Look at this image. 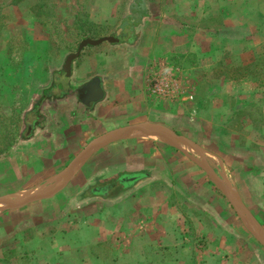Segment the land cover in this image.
<instances>
[{
	"label": "crops",
	"instance_id": "1",
	"mask_svg": "<svg viewBox=\"0 0 264 264\" xmlns=\"http://www.w3.org/2000/svg\"><path fill=\"white\" fill-rule=\"evenodd\" d=\"M99 1L90 20L110 25V2L126 0ZM254 1L129 0L114 39L130 28L132 44H69L21 1L1 13L0 121L14 139L0 155V264H264ZM183 61L217 102L192 103L185 75L174 83ZM99 179L103 196L78 198Z\"/></svg>",
	"mask_w": 264,
	"mask_h": 264
},
{
	"label": "rangeland",
	"instance_id": "2",
	"mask_svg": "<svg viewBox=\"0 0 264 264\" xmlns=\"http://www.w3.org/2000/svg\"><path fill=\"white\" fill-rule=\"evenodd\" d=\"M21 1V5H23V8L26 10H29L30 7H35L37 9L36 11L40 12V19L42 21H51L52 26L55 29V37L57 35H61L63 38L67 39L70 43H72L73 40L85 39L87 38L88 40L94 42V41H101L102 39L105 38H110L112 37L113 41L116 43H123L124 40H127L129 37H134V32H130V28L126 29L129 33V36H126L124 40L122 38L114 39L117 36V31L118 28L123 24L124 20L129 16V14H125L122 16V13L128 11V2L129 0L124 1L122 7L117 5V7L112 8V1L110 2V7L108 8V13L111 14L112 22L110 25H103V23H96L93 20H90L91 17H94L95 15L98 14L97 11H100L99 8V0H0V15L1 13H4L5 10H7L8 6H15L16 2ZM103 3L107 4L108 0H102ZM94 2V5H93ZM142 3H144L142 1ZM145 4V3H144ZM253 8H264V0L261 3L260 1H254L251 3ZM34 9V10H35ZM119 15L118 17L114 18L115 15ZM137 15V14H136ZM121 17V18H120ZM257 19V17H256ZM70 20L69 22H67ZM4 22L3 18L0 16V24ZM137 26V25H136ZM17 54V52L15 53ZM173 66V71H174V83L178 84L180 81V74L185 75L184 77L188 79L187 81V87L189 92L195 93L194 94V100L192 103H197L198 106L206 107L208 104H211V102H217V95H211L212 99H206V94H210L211 90L207 92V89H209V86L212 85V81L202 78L197 77V74L199 71L197 70L198 68H195L196 65L193 64L191 65L189 61H183L182 65H173L174 63L171 62ZM260 66L262 70H264V64L257 65ZM162 67V66H161ZM164 67L169 70V66L164 65ZM258 68V70L260 69ZM226 69V70H225ZM219 69L222 72H227V69ZM172 71V72H173ZM201 73V72H200ZM199 73V74H200ZM211 77V76H210ZM222 100L225 101H220L221 103H229V99L227 98H222ZM189 109L192 110L191 104L188 106ZM195 109V108H194ZM193 109V110H194ZM3 120V119H1ZM237 120V117L234 119V121ZM0 127L2 128L0 131V155L2 154L3 151L8 149L11 146V140L14 139V135H12L9 139V135L13 132L14 133V128L6 130L5 124L3 121H0ZM237 125L234 126L232 129L233 130H238ZM240 134L242 135V130L239 131ZM227 134V132H225ZM103 178V177H102ZM99 179L97 181L98 185H95L97 189H100L103 184ZM98 192V190H96ZM95 194H98V193ZM116 192V191H115ZM116 194V193H115ZM115 194H112L115 196ZM89 195H93L92 192H85L84 194H80L78 198L84 199ZM101 196V195H97ZM77 198V199H78ZM21 258V257H19ZM23 259V258H22ZM19 259V260H22Z\"/></svg>",
	"mask_w": 264,
	"mask_h": 264
},
{
	"label": "water",
	"instance_id": "3",
	"mask_svg": "<svg viewBox=\"0 0 264 264\" xmlns=\"http://www.w3.org/2000/svg\"><path fill=\"white\" fill-rule=\"evenodd\" d=\"M108 41H111V39H107ZM148 135H153V136H166V137H168L169 135H171V136H173L174 134L173 133H171V132H169V133H167V132H158V133H149ZM77 161V159L71 164V167H74L75 166V162ZM74 172H75V167H74ZM64 186V183L61 185V187H63ZM60 187V188H61ZM56 191V190H55ZM55 191H53L50 195H47V194H43V195H40L39 197H30V198H28V199H26V200H24L23 202L24 203H29L31 200H33V199H39V198H48V197H50L51 195H53L54 193H55Z\"/></svg>",
	"mask_w": 264,
	"mask_h": 264
},
{
	"label": "trees",
	"instance_id": "4",
	"mask_svg": "<svg viewBox=\"0 0 264 264\" xmlns=\"http://www.w3.org/2000/svg\"><path fill=\"white\" fill-rule=\"evenodd\" d=\"M141 9H143L142 7H139ZM135 41V37H129L127 38V44H132ZM1 127H0V131H1Z\"/></svg>",
	"mask_w": 264,
	"mask_h": 264
},
{
	"label": "flooded vegetation",
	"instance_id": "5",
	"mask_svg": "<svg viewBox=\"0 0 264 264\" xmlns=\"http://www.w3.org/2000/svg\"><path fill=\"white\" fill-rule=\"evenodd\" d=\"M120 183H121V182H120ZM121 184H122V183H121ZM103 189L106 190V188L103 187L102 189L98 190V192L95 190V191H93L92 193H96V192H97V193H101V195L103 196V194H105V192H104ZM103 192H104V193H103Z\"/></svg>",
	"mask_w": 264,
	"mask_h": 264
},
{
	"label": "bare ground",
	"instance_id": "6",
	"mask_svg": "<svg viewBox=\"0 0 264 264\" xmlns=\"http://www.w3.org/2000/svg\"><path fill=\"white\" fill-rule=\"evenodd\" d=\"M169 143H170L171 145H173L175 142H174V140H170Z\"/></svg>",
	"mask_w": 264,
	"mask_h": 264
}]
</instances>
